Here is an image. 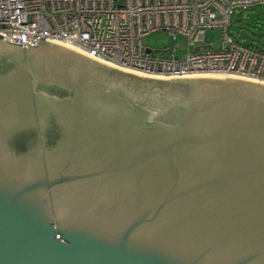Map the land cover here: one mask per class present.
Segmentation results:
<instances>
[{
    "label": "water",
    "instance_id": "95a60500",
    "mask_svg": "<svg viewBox=\"0 0 264 264\" xmlns=\"http://www.w3.org/2000/svg\"><path fill=\"white\" fill-rule=\"evenodd\" d=\"M0 264H264V83L0 36Z\"/></svg>",
    "mask_w": 264,
    "mask_h": 264
},
{
    "label": "built area",
    "instance_id": "2783aa9c",
    "mask_svg": "<svg viewBox=\"0 0 264 264\" xmlns=\"http://www.w3.org/2000/svg\"><path fill=\"white\" fill-rule=\"evenodd\" d=\"M257 6L264 0H0V36L22 47L61 43L145 76L217 74L264 83V50L229 33L236 12ZM209 30L221 33L217 49L204 43ZM156 32L182 39L185 51L144 45Z\"/></svg>",
    "mask_w": 264,
    "mask_h": 264
},
{
    "label": "rangeland",
    "instance_id": "374dc122",
    "mask_svg": "<svg viewBox=\"0 0 264 264\" xmlns=\"http://www.w3.org/2000/svg\"><path fill=\"white\" fill-rule=\"evenodd\" d=\"M229 33L241 44L264 50V6H257L242 13L236 12L232 17ZM220 39L219 30H209L205 33L204 43L217 49ZM143 44L155 50L172 49L177 44L179 52L185 51V43L182 39L179 38L175 42L165 32H156L143 38Z\"/></svg>",
    "mask_w": 264,
    "mask_h": 264
}]
</instances>
